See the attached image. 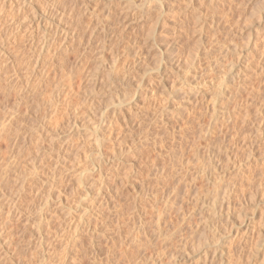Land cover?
Listing matches in <instances>:
<instances>
[{
  "label": "rangeland",
  "instance_id": "1",
  "mask_svg": "<svg viewBox=\"0 0 264 264\" xmlns=\"http://www.w3.org/2000/svg\"><path fill=\"white\" fill-rule=\"evenodd\" d=\"M100 1L68 0L78 38L42 58L23 50L24 37L13 41L11 19L0 20L11 55L0 88L14 89L0 106V130L18 139L14 158L5 146L0 154V264H264V0H193L205 18L176 25L164 16L153 39L137 36L134 11L110 20L103 36L106 19L93 15ZM161 1L166 13L180 7ZM90 20L97 37L84 33ZM195 77L206 96L197 106L191 94L174 93ZM224 87L239 88L240 120L197 139ZM234 105L220 96L215 115ZM192 114L184 140L165 132ZM99 169L110 207L95 222ZM87 214L94 252L88 234L74 233Z\"/></svg>",
  "mask_w": 264,
  "mask_h": 264
},
{
  "label": "bare ground",
  "instance_id": "2",
  "mask_svg": "<svg viewBox=\"0 0 264 264\" xmlns=\"http://www.w3.org/2000/svg\"><path fill=\"white\" fill-rule=\"evenodd\" d=\"M78 1L79 0H77V2ZM211 1L212 0H209V3ZM67 2H68V0H0V20H3L4 18L11 19L10 23L8 24V27L10 29L15 30V34L12 35L13 41L16 42V39L24 37L26 39L25 40L26 43H25V45H23L24 46L23 50L27 51L32 56L36 55L38 58H42L44 54L48 53L49 50L54 49V47L56 45L62 50V51L60 50L61 53L62 52L65 53L71 49V48L69 49V46L72 44L74 45V42L78 38L77 34H75L74 32L72 34V32H71V27H72L71 26V16L74 14V12H73V11H75L74 5H76L77 3L75 1L76 4L74 3V5H73L74 7H71V6H69L71 3L68 5ZM100 2H101V5L103 6V9H100V11L98 12L99 14L95 15V13H93V15H94V17L97 18V19H95L96 21H99V20L102 21L103 18L106 19V21L103 20V23H101L102 28H101V25L99 27L100 31L102 32V34H104L103 36H105V37H106L105 33H107V32H105L104 30H105V27L110 22V20L111 21L114 20V22H115V20L118 21L119 18L127 19L128 17L131 16L133 11H134V14L141 17V24L139 26L135 25L136 31L138 32L137 36H141V35L145 36L146 35V37H151L152 39H153V35L155 34V31L158 29L157 25L161 26V24L164 23L165 17H167V18L173 17V19L175 20L174 22L177 23L176 25H178V24L183 25L188 20H196L197 22L198 21L200 22L201 18L206 17L202 13L200 6L193 5V3L195 2V1L193 2V0H178L180 7L176 11H174L173 13H169V12L166 13L164 11L165 8L163 9V5H162L164 3L161 0H138V1L137 0H125V1L102 0ZM153 8H155V9H153ZM135 9L137 11H135ZM152 9H153V12H151ZM134 14H132V16H135ZM15 17H16V19H15ZM21 21L26 22V26H24L22 23H20ZM215 21H216L215 17H213V16L210 17L209 27H214ZM176 28L174 27V30H172L173 32L175 31V33L177 32ZM89 29H92V21L86 26V28L84 29V33L86 32V30L88 31ZM98 35H100L98 30L96 28H93L92 32L90 33V37L93 38V36L97 37ZM17 41H19V40H17ZM10 56L11 55L8 54V52H7L6 45L4 43H0V72L2 71L3 68H5V66L10 61V59H11ZM175 58H176V60H175L176 63H179L182 60V59H180L181 57L178 55H176ZM186 61H184V62H186ZM116 69H117L116 63H114L112 66L109 67L108 73L111 75V73L114 72ZM169 70H171V69H169ZM158 73H160V71H158ZM111 77H112V75H111ZM196 79L197 78L195 77L193 80H196ZM196 81L194 84L191 83L192 82L191 81L185 85L186 79H182V81H180L179 87L174 90V93H180L181 92L183 94V96H184V94H185V96L187 94L188 97H190L189 94H191V98H194L197 104L195 103V101L193 103L196 104V106H197L198 100L202 101V99L204 100V97H206V96L204 93H202V86H201V88L198 86L199 85L198 83H201V81L200 82H198V81L196 82ZM184 85H185V89H183V87H181ZM10 91H14V89L10 88V87L7 88L6 90L0 88V106L3 102H6L8 100V97L10 96ZM125 91H126V89H125ZM238 93H240L239 88L238 89L235 88V90L232 88L228 89L225 87L219 88V90L217 91V93L215 95V100L214 99L209 100V102L212 103V106H213V109H211L213 112H212V114L209 112L211 116L210 115L208 116V118L210 117L208 119L210 121H208L207 124H205L204 126H202V125L198 126V128L200 126H202V127L199 128V131H198L199 136L197 135V139L199 137V139L203 138V140L205 139V141H206L209 138V136L214 135L213 132L217 128V125H219V127H223V130H225L227 132V130H229L231 128L230 125H235L237 120H240L239 116H241V115H239V113L241 112V109L239 108L240 105H238V103H237ZM119 94H120V97L123 98V99H120L119 103H123L125 95H124V93H122V94L119 93ZM126 94H127V92H126ZM179 96H180V94H179ZM220 96L226 97V100L228 99L229 101H234L235 105L233 106L232 110H230V111L225 110L223 112V110H222L221 111V112H223L222 117H221V119H218V116L215 115L216 110L214 109V105ZM183 98H185V97H183ZM125 100H126V98H125ZM189 100L190 99H188L187 102ZM235 100H237V101H235ZM191 101H190V103H191ZM18 103H19V98L15 103V107L18 105ZM186 106L189 107L190 104L186 105ZM194 107H195V105H194ZM193 110H194V108H193ZM239 110H240V112H239ZM194 111H196V110H194ZM179 113L180 112L178 111L175 114L176 115V118H175L176 122L178 121V119H180L179 115L181 113L180 114ZM245 113H246V111H245ZM189 114H191V113H189ZM192 116H193V118H191V119H188L189 118V116H188V118L186 119V122H184V125L182 124L178 128L179 130H177V132L175 131L176 133L173 130L169 131V128L167 126L164 128L165 132L167 131V133L170 132L172 135H176L175 139L177 137L176 140L180 141L186 135V132L191 130L195 126V123H196L195 120L196 119L194 120V118H196V117L194 116V114H192ZM220 116H221V114H220ZM243 116H244V114H243ZM246 116H247V114H246ZM219 120H221V121L218 124ZM261 123H264V121L262 120ZM101 128H103V127H101ZM223 130L220 129V131H221L220 133L221 134L224 133V135H225V132ZM192 131H193V129H192ZM222 131H223V133H222ZM216 132H217V129H216ZM227 134H229V133H227ZM234 134H236V133H234ZM230 135L233 136V134H230ZM223 138H224V136H223ZM100 139L96 138L97 147H99L102 144L101 143L102 141ZM182 140H184V139H182ZM17 145H18V139L17 138L15 140H12V139L9 140L8 136L2 130H0V154L5 152L4 151L5 149H3V147L5 146V148L7 147L6 150H8V151H6L7 152L6 154L8 155V157L14 158V156H13L14 155V149L17 148ZM98 172L100 174V177L96 181V185H95L96 196L94 199H91L90 203H89V207H91V210H94V212L96 214V215H94L95 216L94 217L95 222H98L99 219L101 217H103L104 208L108 209L110 207L109 206L110 202L108 200L109 198H106V195H105V193L110 192V188L108 186H105V184H106V183L104 184L105 177H103L101 175L102 172L100 169ZM80 181H81V179L77 178L75 182H80ZM7 206H10L12 209L10 212H8L9 218L10 219L15 218V216L17 215L16 211H15V200L13 198H9V200L7 202ZM115 210H116L115 212H118V210L120 211V209L118 207ZM90 217H92V214L91 215L87 214L86 217H82L81 220H83V222L81 223V221H80L75 226L74 233L77 230H79L81 232H85L86 234H88V236H89L88 238L90 241V247L93 249L92 252H94L97 250L95 248L96 246L94 245V243H95L94 241H95V237H96V229L94 227L90 226V223H89ZM163 238H165V237L163 236ZM163 238L161 240H163ZM92 254H95V253H92ZM66 256H67V252H65V254H64L65 258H66ZM92 258L95 259L96 257L95 258L92 257ZM218 260H219L218 264H222L221 258H218ZM153 263H155V262H153Z\"/></svg>",
  "mask_w": 264,
  "mask_h": 264
}]
</instances>
